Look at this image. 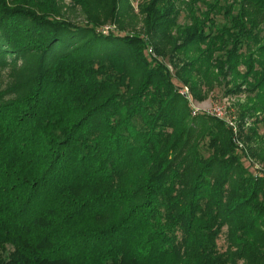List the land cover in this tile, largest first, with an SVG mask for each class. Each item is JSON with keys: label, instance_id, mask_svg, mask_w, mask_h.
Returning <instances> with one entry per match:
<instances>
[{"label": "trees", "instance_id": "16d2710c", "mask_svg": "<svg viewBox=\"0 0 264 264\" xmlns=\"http://www.w3.org/2000/svg\"><path fill=\"white\" fill-rule=\"evenodd\" d=\"M120 1L0 0V264H264V131L179 92L264 123V0Z\"/></svg>", "mask_w": 264, "mask_h": 264}, {"label": "rangeland", "instance_id": "374dc122", "mask_svg": "<svg viewBox=\"0 0 264 264\" xmlns=\"http://www.w3.org/2000/svg\"><path fill=\"white\" fill-rule=\"evenodd\" d=\"M136 2H140V0H132V6L134 8V14H137V3ZM124 7V3L121 0L120 1V8ZM78 10V9H77ZM72 20H74L75 23H79L82 24V17L80 16L78 11H75V15L74 18H71ZM184 18L183 15L180 17L179 19V23H183ZM105 27H107V25L100 27L97 31H100L103 34H106L104 32ZM109 32V31H108ZM124 33L127 34H131V33H142V23L140 21V17L137 16L136 20H135V25L128 27L124 32H120V35H124ZM117 33V35H119ZM165 63H167V61H164ZM170 70L173 72L174 70L170 67ZM7 72H8V68H1L0 69V86H3L4 81L7 80ZM222 97V89L221 88H216L214 90V92L211 94V96L206 99L205 101L202 102H193L191 101L192 106L194 107L195 111L198 112L196 116H209L211 117L210 113L212 111V108L216 105V104H223L225 105V107H228L230 109V111L232 112V116L234 117V123H235V128H236V132L234 133V138H235V142L237 143V145L240 147H243V145H245V147L248 146H253V140L250 141V143L246 142V144L243 143V141H241L242 136H245L246 133L248 132L249 129L252 130V128H255L257 131V134H259L260 136H262L263 131H264V123L260 122L261 118H263V114L261 113H253L250 116H248V114H245L243 118H241L239 116L240 111L243 113L248 112V110L246 109H242L241 110V106L247 105L250 102H248L249 100V95L246 91H243L241 94H239L237 97L235 98H225L223 100H221ZM253 95L250 96V98H252ZM223 98V97H222ZM253 103V102H252ZM241 105V106H240ZM190 110V114H191V108ZM192 117V115H191ZM220 121V120H219ZM255 122L257 123V126H255ZM238 125H240V127H238ZM240 131V132H239ZM241 137V138H240ZM248 154V153H247ZM248 159H249V165L250 169L252 170V173L254 176L256 177H263L264 176V162H261L258 158H255L253 156V154H248ZM218 244V248L220 250L224 249V239H223V235L219 238V240L217 241ZM9 251H12V249L10 247H8Z\"/></svg>", "mask_w": 264, "mask_h": 264}, {"label": "built area", "instance_id": "2783aa9c", "mask_svg": "<svg viewBox=\"0 0 264 264\" xmlns=\"http://www.w3.org/2000/svg\"><path fill=\"white\" fill-rule=\"evenodd\" d=\"M115 28L113 26L109 27H105L104 29V32L107 33L108 31H113ZM146 54L148 57H152L154 58L155 55L152 51L151 48H148L147 51H146ZM180 94L183 95L187 102H188V106H189V109L191 108V115L192 117L196 116L198 112L195 111L194 107L192 106L191 104V101L195 102L190 93H189V90L187 87H182L180 88L179 90ZM211 117L217 119V120H220L222 121L223 123H225L228 127L232 128L233 132L235 133L236 132V128H235V123H234V117L232 116V112L230 111V109L228 107H225V105L219 103V104H216L213 108H212V111L210 113Z\"/></svg>", "mask_w": 264, "mask_h": 264}]
</instances>
